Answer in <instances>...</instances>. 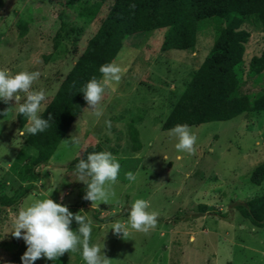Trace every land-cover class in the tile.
<instances>
[{
  "label": "rangeland",
  "instance_id": "obj_1",
  "mask_svg": "<svg viewBox=\"0 0 264 264\" xmlns=\"http://www.w3.org/2000/svg\"><path fill=\"white\" fill-rule=\"evenodd\" d=\"M92 1L0 0V69L11 74L39 71L33 89L47 93L43 108L111 2L104 1L91 18L88 8L86 12L82 8L92 9ZM214 25L206 22L195 46L188 49H161L165 27L127 33L111 61L125 72L118 84L105 89L103 114L95 116L86 103L47 164L37 167L40 177L23 171L26 156L36 151L24 141L27 121L19 126L15 108L4 116L3 111L15 102L0 100V182L14 195L24 186L31 187L16 207L0 211V264L9 260L17 246L11 232L19 210L36 200L50 196L74 214L83 209L92 220V202L83 199L86 185L68 166L89 143L96 152L112 153L120 163L117 182L110 185L115 194L110 203L93 205L100 216L112 217L104 222L92 220L90 240L101 247L104 243L103 251L112 264H264V226L253 225L230 207L232 200L264 192V179L260 184L250 179L253 168L264 161V110L189 125L197 136L195 154L178 152V140L169 135L171 128L161 126L192 71L210 51ZM242 25L250 29L243 53L247 68L250 56L264 49V29L248 21ZM243 88L250 92L264 88V72L257 78L247 77ZM130 121L138 129L139 148L132 146ZM72 135L79 144L64 143ZM16 155L19 158L11 166ZM128 172L137 175L135 182L126 179ZM140 198L150 201L149 211L159 213L156 228L147 234L130 229L127 240L115 235L112 223L128 221L129 213L119 212ZM198 203L206 205L203 213L198 212ZM76 227L73 221V230ZM35 264L86 262L81 252H69L57 261L41 258Z\"/></svg>",
  "mask_w": 264,
  "mask_h": 264
},
{
  "label": "trees",
  "instance_id": "obj_2",
  "mask_svg": "<svg viewBox=\"0 0 264 264\" xmlns=\"http://www.w3.org/2000/svg\"><path fill=\"white\" fill-rule=\"evenodd\" d=\"M104 1L93 0L90 4L92 9L86 5L82 9L85 11L88 8L87 14L90 13L92 18ZM131 4H135L134 9L130 8ZM208 21L215 22L211 49L185 82L176 102L163 119L162 128L229 119L241 112L263 111L264 88L250 92L243 88V84L247 77L257 78L263 74L264 49L258 54L253 53L245 68L243 53L250 29L242 24L248 21L264 29V0H111L96 31L88 38L85 47L63 75L40 113L45 119L49 113L52 114L54 119L50 121L51 126L35 135L25 133L24 141L34 146L36 151L26 156L23 171L32 178L42 175L37 167L47 164L57 144L86 104L81 88L94 76L100 79V66L111 63L127 33L165 27L161 49H188L195 46L198 31ZM18 23L26 27L24 20L20 19ZM57 43L55 40L54 44ZM17 120L20 127L26 122L22 114L17 116ZM128 127L132 146L139 148L141 141L136 125L130 121ZM93 152H96L94 144L83 146L68 166L75 169L80 159H86ZM18 158L19 155H16L11 166ZM250 179L256 184L263 181L264 161L253 168ZM3 185L0 182V211L16 207L31 189L30 186H24L14 195L5 191ZM205 207L204 203H198V212L203 213ZM230 207L247 217L253 225L264 226V192L242 200H232ZM129 210L126 208L119 214L127 215ZM89 211L94 222H104L112 217L100 216L93 207ZM13 242L17 246L5 264H21V256L27 250L23 239L19 243L13 239Z\"/></svg>",
  "mask_w": 264,
  "mask_h": 264
},
{
  "label": "clouds",
  "instance_id": "obj_3",
  "mask_svg": "<svg viewBox=\"0 0 264 264\" xmlns=\"http://www.w3.org/2000/svg\"><path fill=\"white\" fill-rule=\"evenodd\" d=\"M130 8L134 9L135 4H131ZM99 72L102 79L94 76L80 90L89 106L87 110H91L97 117L103 114L101 101L105 89L118 84L125 69L111 62L101 65ZM40 76L39 71L11 74L7 69H0V100L5 104L15 102L14 106H9L3 111V115L6 116L15 108L17 116L22 114L26 118L24 131L32 135L44 132L54 119L51 113L47 119L40 115L43 102L47 99L45 90L33 89L34 82ZM169 135L178 140L175 144L178 152L195 154L197 136L189 125L177 124L169 130ZM63 141L65 144H79L78 137L73 135L70 140ZM75 171L78 181L86 185L84 200L91 201L92 207L97 202L110 203V198L115 195L110 190V185L117 182L120 171V163L112 153L105 151L89 153L86 159H80L75 165ZM126 179L135 182L137 175L128 172ZM149 209L150 201L136 199L130 207L127 223L116 221L112 223L110 229L115 235L122 234L125 240L130 236V229L149 233L156 228L159 215L158 212ZM73 221L77 225L75 230L72 228ZM92 225L93 221L83 209L74 214L67 205L57 203L49 196L19 210L11 235L16 239H23L27 246V250L21 256L22 264H35V261L41 258L57 261L69 252H81L86 264H112V259L103 251L104 243L103 247L90 243Z\"/></svg>",
  "mask_w": 264,
  "mask_h": 264
},
{
  "label": "crops",
  "instance_id": "obj_4",
  "mask_svg": "<svg viewBox=\"0 0 264 264\" xmlns=\"http://www.w3.org/2000/svg\"><path fill=\"white\" fill-rule=\"evenodd\" d=\"M45 107V106H44Z\"/></svg>",
  "mask_w": 264,
  "mask_h": 264
}]
</instances>
